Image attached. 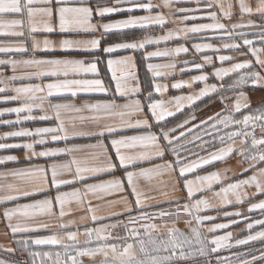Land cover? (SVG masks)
I'll list each match as a JSON object with an SVG mask.
<instances>
[{
    "label": "snow or ice",
    "instance_id": "6c2138e0",
    "mask_svg": "<svg viewBox=\"0 0 264 264\" xmlns=\"http://www.w3.org/2000/svg\"><path fill=\"white\" fill-rule=\"evenodd\" d=\"M238 4L241 20L245 15H258L264 20V0H257L253 8L250 0H235ZM179 0H163L162 5H153L151 0H114L111 6L95 7L91 5L90 0H0V35L27 38L33 34L43 31L52 33L56 30L55 22H58L60 34L71 35L80 31H96L103 29L104 33L113 29H128L133 27H143L145 25L157 24L165 26V16L157 12L151 15L156 7L172 8L178 4ZM198 7H176L175 13L180 16L179 23H191V27H183L176 30H169L165 35L153 37L145 35L139 40L130 42H121L111 44L103 48L104 54H112L117 50H137L143 49L148 44L158 43L161 40L167 41L173 36L181 33L187 38L188 34L207 33L211 30L214 35L210 39H220L225 42L223 49L230 51H241L247 48L244 55L250 54L253 60L244 59L242 62L232 64L230 68H215L214 75L218 79H223L229 73H238L244 71V74L238 75V78L225 86L221 84H207V75H197L190 80L178 81L172 85L174 89H180L182 85L191 87L194 82H205L204 87L198 92H190L187 95L173 96L169 100H153L147 105L151 117L137 119L135 124L131 122L134 114L143 111L141 101L129 100L124 104L117 103L118 98H126L129 92L138 93L139 88H128L127 77L122 73L117 76V66H128L132 63L131 56L121 57L119 59H108L107 67L112 73V80L115 81L116 90L111 99H97L95 102H84L80 106L72 103L49 104L54 118L57 121L56 127L36 128L33 131L21 129L19 131L5 132L0 139L8 137H30L50 135L53 141L67 139L71 135H93L98 137L96 144L73 145L72 147L46 149L44 151H34L33 143H24L22 145H9L0 143V149L23 148L25 157H47L53 158L60 153H65L72 158L63 162H53L47 165H36L29 168L11 169L0 173V177H12L24 184L30 185V188L21 186L17 183L0 184V217L7 221V226L13 234L30 233L36 230L37 226L22 224L21 220H30L37 216H57L59 228L66 230L69 225L75 221L63 223V218L70 215L72 209L69 205L75 201L78 210L84 208L87 201L86 211L90 214L88 217H81V220L90 219L91 222L99 224L98 227L84 226L83 232L63 231V235L52 234L40 236H26L16 241L21 245L24 251L28 252L31 258V264H84L82 257L93 258L102 254L104 259L100 264H182V262L194 260L195 257H208L215 254L216 264H264V246L260 248H250L244 252H233L229 256H221L219 253L223 250H230L233 247L248 245L250 242L259 241L264 245V219L253 220L247 223V229L250 234L243 239H236L231 243L232 234L214 235L218 230L229 228L236 220H229V223H213L207 228L210 237L200 231V228L206 221L217 219L213 216L202 215L205 210L212 208L206 198L195 199V194L202 190H211V185L216 182H226L221 176L220 171H212L206 175H196L195 179H188L186 174H191L201 165H210L213 161H221L230 155H239V163L247 165L241 169L240 175L251 172L243 179H236L234 182H226V186L220 187L219 191L214 193L221 198V205L241 204L250 197L244 191L246 188L254 187L255 192L251 198L256 195H264V106L257 107L249 111L251 105L246 93L241 90L234 97V103L231 108L226 101L232 97L219 95L220 102L224 104L221 112L207 119L200 120L195 111L189 112L185 118L168 126L166 117H176L177 112L187 108H194L195 102L210 94H219L225 91H235L242 88L249 82L252 85L264 86V24L257 25L249 20L247 23L229 24L221 22L230 21L233 13L234 4L225 3L222 0H195ZM203 4V7L199 5ZM127 7H124V6ZM216 9V10H213ZM136 10H142L148 15H135ZM126 13V18L115 20L108 23L92 24L90 21L93 16L104 18L106 14ZM197 13H204L197 16ZM18 17L14 19H4V17ZM197 19H208L212 23H196ZM259 28V32L248 33L246 31H237V29ZM253 35L256 39H249ZM240 41L242 43H238ZM258 43L260 46H254ZM101 41L62 39L58 45L48 39L41 42L32 39L31 47L26 43L15 45L0 46V53H23L29 51L33 53L32 58L15 60L0 59V65H11L15 71L18 67L24 69H33L26 71L23 76H13L15 79H39L41 77H54L56 82L46 85L28 84L22 87H13L10 90L15 93L12 96H3L2 99L18 101L19 107L5 108L0 110L3 113H16V121L4 120L0 123L19 124L21 123V113H31L34 102L39 99L41 104L47 99L46 96L37 97L36 93L48 90V95L53 91L70 92L72 97H77L78 92L84 93H107L108 88L100 79H81L77 78L83 73H92L98 75L99 59L91 61L85 59L69 58L74 53L77 55L92 54L94 50L100 48ZM58 47L65 58H35L37 54L42 53L45 56L52 54V49ZM193 48L197 53L203 49H210L213 52L220 51L212 43H195ZM70 50H74L70 51ZM189 49L180 44L175 48L147 52L145 59L150 57H172L174 54L187 53ZM219 61H231L235 59L231 56L220 55ZM185 65L192 63L193 67L202 70L205 65L213 64V57L203 55L202 63L184 61ZM258 66L259 70H255ZM175 63L162 65L148 64L147 68L153 73L154 77H159V69H174ZM183 71V69H182ZM131 76V73L128 74ZM63 77V79H61ZM71 77V78H70ZM0 83H4L0 81ZM167 85H155V90L161 92L166 90ZM7 89L0 87V93ZM149 100H152V94L149 93ZM167 105H174V109H169ZM71 109L80 112L85 109L95 113L90 119L99 127L98 132H82L75 129L69 133L61 119V110ZM244 112H241V110ZM239 116V118H238ZM119 118L118 123H109L110 120ZM128 117L129 119H126ZM30 116H24L23 119H30ZM48 115L41 116L40 119H49ZM150 119L153 121L150 123ZM199 120V123L196 121ZM134 128L142 134L123 135L118 129ZM259 129V136L257 135ZM63 133V135H60ZM105 134L112 136L109 143L111 149L115 150V160L109 153L105 144ZM118 137V138H115ZM208 137V139H205ZM239 141L237 148L236 142ZM38 144H44V139L35 141ZM193 148L208 152V155H201L200 152H194ZM85 149H99L90 154L92 161H98L101 156L104 160L100 164H90L89 159H78L74 153L82 152ZM129 150L132 154L122 151ZM209 149H215L209 151ZM30 153V155H29ZM170 157L163 164H155L154 160H164ZM195 157V159H193ZM17 157L13 155L0 156V164L10 161H16ZM152 163L151 168H139L136 171H130L129 168H136L138 163ZM123 169L124 176L112 180L101 181L100 183L89 184L86 178L98 173L111 174L114 170ZM227 171V170H225ZM51 173L49 180L48 173ZM164 172L177 174L178 181L183 180V187L187 190L188 200L181 202L177 199L166 201L171 207L163 208L159 204L151 205L147 201L153 199L147 197L139 189L141 179L151 181L153 175H160ZM127 180L125 185L124 180ZM75 183H83V189L73 188L71 192L60 191L61 186L72 187ZM56 191L55 197L48 195L51 190ZM116 192H127V196L119 200H105L109 195ZM44 195V199H34L35 195ZM92 195L98 200L105 201L107 205L114 206L123 204L124 208L120 212H112L109 217L97 215L99 206H91L88 196ZM167 195V193H164ZM25 197L32 200L31 203H18L19 198ZM131 197L132 199H129ZM14 206L8 207L6 205ZM149 208H155V211H149ZM259 210L264 215V199L253 203L249 211ZM239 211L225 212L224 217H240ZM120 217H125L120 219ZM187 217V219H184ZM105 219H114L112 223H101ZM184 219L189 231L186 234L176 227V223ZM16 220L17 223L13 224ZM160 221V223H157ZM171 225V226H169ZM258 226L261 230L254 234L251 230ZM38 227L47 228V224H41ZM120 230V231H116ZM163 230V231H162ZM115 232V235L113 234ZM121 232L123 234H121ZM157 233V235H154ZM85 237L81 243L79 237ZM95 241V246H91ZM58 246L59 250L49 251H29V246ZM12 251V249H7ZM0 264H7L0 259ZM18 264V262H11ZM93 264H96L93 261ZM210 264V262H209Z\"/></svg>",
    "mask_w": 264,
    "mask_h": 264
},
{
    "label": "crops",
    "instance_id": "0c3cea01",
    "mask_svg": "<svg viewBox=\"0 0 264 264\" xmlns=\"http://www.w3.org/2000/svg\"><path fill=\"white\" fill-rule=\"evenodd\" d=\"M91 5L95 7L97 4L101 6H111L114 0H90ZM144 2H148V0H144ZM225 5L230 2V0H222ZM234 4L232 8L233 16L230 21L222 20L221 22L229 24V27L233 23H247L249 20L253 21L255 24L260 25L264 24V20L258 15H245L243 20L239 15V8L238 4H236L235 0H231ZM253 8H255V4L257 0H250ZM153 5H162L163 0H151ZM124 7H127L126 5ZM176 7H189L195 8L198 5L195 3V0H179V3L174 5L172 8H163V7H156L151 15H156L157 12L162 13L166 18L165 26L161 27L157 24H150L145 25L143 27H133L128 29H113L107 33H104L103 29H98L96 31H80L78 34L73 33L71 35H63L60 34L58 28V22L56 24V30L52 33H45L43 31H39L31 37L27 38H15V37H8L4 35H0V46L5 45H15L18 43H26V45L31 47V40L34 38L41 42V47H43L42 42L45 39L53 41L55 45H58L59 41L62 39H74V40H91V39H98L101 41L100 48L94 50L92 54H84V55H77L73 51V55L69 58L75 59H85L91 61L93 59H99L101 62L98 64V75L92 73H83L77 78L81 79H100L106 88L109 89L107 93H84L78 92L77 97H72L70 92H57L53 91L51 95H48V90L45 89L43 92L36 93L37 97L39 96H46L47 99L41 104L40 100L37 99L34 102L33 110L31 113L24 112L21 113V123L19 124H3L0 123V136H2L5 132H12V131H19L21 129H28L33 131L36 128H47V127H56L57 121L54 118V114L52 109L49 107V104H57V103H72L76 106L82 105L84 102H95L97 99H111L112 94L116 90L115 81L112 80V73L108 70L107 67V60L108 59H119L125 56H131L132 63L128 66H117V76H120L122 73L127 77V87L128 88H139L138 93L129 92L126 98H118L117 103L124 104L129 102V100H139L141 101L143 111L137 114H134L130 119L133 124L137 119H144L145 117L150 118L151 113L147 109V105L151 103L153 100H169L173 96L178 95H187L190 92H198L200 88L204 87L205 82H194L191 87L186 85H182L180 89L172 88V85L178 81H186L190 80L191 77L197 75H207L208 80L206 81L207 84H216L218 87L223 84L225 86L232 83L233 80L238 78V75L244 74V71H240L238 73H229L227 76L223 77V79H218L214 75L215 68L223 67V68H230L232 64L242 62L244 59H250L254 61V58L251 57L250 54L244 55L247 52V48H243L241 51H230L227 49H223L222 44L225 42L231 43V41H222L220 39H210L214 35V33L209 30L207 33L201 34H188L187 38H185L184 34H180L178 36H173L169 40L164 41L161 40L158 43L148 44L143 49L137 50H117L116 52L108 55L103 53V48L108 47L111 44L121 43V42H130L132 40H139L143 38L145 35H151L154 38L158 36L165 35L169 30H176L179 28H183L185 26L191 27V23L187 22L186 24L179 23L180 16L175 13ZM199 7H203V4L199 5ZM216 10V9H213ZM135 15H148L149 13L144 12L142 10H136ZM204 13H197V16H200ZM126 13H112L106 14L104 18L94 15L92 20L90 21L92 24H101V23H108L115 20H120L126 18ZM18 17H4V19H14ZM196 23H212L211 20L208 19H197ZM237 31H246L248 33H255L259 32V28H245V29H237ZM249 39H256L253 35L248 36ZM238 43H242L237 41ZM195 43H212L215 48H219L220 51L213 52L210 49H203L200 53H197L193 48V44ZM180 44H184L185 47L189 49L187 53H179L174 54L172 57H150L145 59V55L147 52L152 51H163L164 49H171L175 48ZM254 46L259 47L260 45L256 43ZM203 55H209L213 57V64L205 65L202 70L195 69L192 63L185 65L184 61L195 62V63H202ZM220 55H226L234 57L235 59L231 61L221 62L219 61L218 57ZM33 53L29 51L26 54L23 53H0V59H15V60H23L32 58ZM37 59L41 58H65L61 50L58 47H54L52 49V54L45 56L42 53L36 55ZM154 65H162L168 63H175L176 67L174 69H159L161 75L159 77H154L153 73L150 72L147 68L148 64ZM183 69V71H182ZM255 70H259L258 66L255 67ZM26 71H33V69H24L22 67H18L15 71L11 67V65H0V81L4 83H0V87H5L7 84V89L4 93H0V110L5 108H14L19 107L20 103L18 101L8 100L5 102L2 97L12 96L15 95L10 89L13 87H22L28 84H40L46 85L48 83L56 82V78L54 77H41L39 79L33 77L32 79H15L10 80L9 78L16 76L21 77ZM131 73V76L128 74ZM71 78V77H70ZM63 79V77H61ZM167 85L166 90H162L161 92H157L155 90V85ZM243 90L249 100L251 105V109L257 108L261 105H264V86L261 85H252L250 82L244 85L242 88L236 89L235 91H225L219 94H210L209 96L203 97L201 100L195 102L194 108H187L182 110L181 112L176 113V117H166L168 121V126H173L174 124L182 121L185 116L189 114V112L195 111V114L199 117L200 120L207 119L209 116H213L218 112H221L224 108V104L220 102L219 95H224L228 97H232L233 99H229L226 101L229 108L232 107L234 103V97L236 94ZM149 93L152 94V100L148 99ZM169 109H174V105H167ZM241 112H244L242 109ZM48 115L49 119H40L41 116ZM90 110H83L80 112L72 111L71 109L68 110H61V119L64 121V126L71 133L74 129L76 131L82 132H98L99 127L91 121V117L94 116ZM24 116H30V119H23ZM17 114L16 113H3L0 114V121L9 120V121H16ZM126 119H129L126 117ZM119 118L117 117L115 120L108 121L109 123H118ZM153 122L150 119V123ZM199 123V120L196 121ZM121 131L123 135H138L142 134L139 130L134 128H124L118 129ZM63 135V133H60ZM259 136V131L257 132ZM114 138L112 136H107L105 134V144L106 147L109 149V155L113 157L114 162L118 165L119 162L115 160V150L111 149V145L109 141ZM118 138V137H115ZM40 139H44V144L35 143ZM98 142V137L93 135H71L69 134L68 138L60 139L53 141L50 135L45 136H30V137H8L7 139H0V143H5L9 145L15 144H24V143H33L34 151L37 153L40 151H44L46 149H55V148H65V147H72L73 145H90L96 144ZM237 148L239 147V141L236 142L235 145ZM215 150V149H213ZM210 150V151H213ZM94 151H100L99 149H85L82 152L74 153L75 157L78 159H89L90 164H100L103 162L104 157L101 156L98 161H92L90 159V154ZM122 151L127 152L128 154H132L129 150L122 149ZM13 155L17 157L16 161L6 162L4 164H0V173L7 172L11 169L17 168H29L36 165H47L53 162H63L71 159L72 157L65 153H60L56 157L47 158V157H25V149L21 148H7V149H0V156H7ZM30 155V153H29ZM204 156L208 155V152L203 154ZM195 159V157L193 158ZM241 157L239 155H230L225 157L221 161H213L210 165H201L198 169H195L193 173L186 174L188 179H195L196 175H206L212 171H220L221 176L224 178L226 182H234L236 179H243L247 175H251V172H248L244 175H240L241 169L243 167H247V165H242L239 163ZM169 157L166 156L164 160H154L155 164H163ZM264 166V165H262ZM153 167L152 163H138L136 168H129L130 171H136L139 168H151ZM227 170V171H225ZM124 176L123 169L114 170L111 174L107 173H98L93 174L90 177L86 178V182L89 184L100 183L101 181L105 180H112L116 178H120ZM48 178L50 180L51 173H48ZM17 183L21 184V186L30 188V185L24 184L19 180H14L12 177H0V184L5 183ZM226 182H216L211 185V190H202L195 194V199H200L201 197L206 198L210 205L213 207L203 211L202 215H208L216 217L214 221H206L204 225L200 228V231L209 237L213 235L212 233L207 232V228L211 227L213 223H229V220H236L238 221L235 224H232L229 228L218 230L214 233V235H225L226 233L230 232L232 234L231 243H234L236 239H243L247 235L250 234L249 230L247 229V223L252 222L253 220L257 219H264V215H261L259 210L249 211V207L253 203H257L259 200L264 199V195H256L254 198H251L252 193L255 192L254 187L246 188L244 191L248 193L250 197L245 202L241 204H229V205H221V198L214 195V193L218 192L220 187L226 186ZM125 185L127 184V180H124ZM83 183H75L72 187L68 186H61L60 191L63 192H71L73 188H80L83 189ZM139 189L142 191L147 197H152L147 201L148 204L157 205L159 204L161 207H171L166 201H174V200H181V202H186L188 200L187 190L183 187V180H179L177 178V174L164 172L160 175H153L151 181L141 179L139 181ZM167 193V195H164ZM48 195L55 197L56 191L53 189L47 193ZM127 196V192H116L112 195H109L105 198V200H119L121 197ZM44 195H35L34 199H44ZM129 199H132L129 197ZM88 201L91 202V206L98 207L97 215L109 217L112 212H120L123 208V204H117L114 206H109L106 204L105 201L98 200L93 197L91 194L88 196ZM18 203H31L32 200L21 197L17 201ZM8 207L14 206L12 204L6 205ZM88 204L87 201L85 202V206L82 209L78 210V205L75 201H73L69 207L72 209L70 215H67L63 218V223L68 224L69 221H75L74 224L69 225L66 230L71 231H80L83 232L84 226L87 227H98L99 224H95L91 222L90 219L81 220V217H88L90 214L86 211ZM166 208V209H167ZM153 209V208H149ZM3 211V207H0V212ZM239 211L242 215L240 217L232 216L229 218L224 217L225 212H236ZM58 212L59 209L57 208V216H37L30 220H21L20 223L22 224H30L33 226H37L36 230L30 233H16L13 234L11 230L7 226V221L3 220L0 217V251L6 253H22L23 248L21 245L17 244L16 241L25 238L26 236H45V235H52V234H59L63 235V231L59 228L60 221L58 220ZM121 218V217H120ZM184 219H187L185 217ZM183 219V220H184ZM114 219H105L101 221V223H110ZM17 223L16 220L13 221V224ZM41 224H47V228L38 227ZM261 229L256 226L251 230V233L254 234L256 231H260ZM80 241H84L85 237L81 235L79 237ZM262 245L261 242H250L248 245L233 247L230 250H223L219 253L221 256H229L233 252H244L250 248H260ZM58 246H29V251L38 250V249H49V248H57ZM7 249H12V251H7ZM104 257L102 254H98L95 257L91 258V261H100L103 260Z\"/></svg>",
    "mask_w": 264,
    "mask_h": 264
},
{
    "label": "rangeland",
    "instance_id": "374dc122",
    "mask_svg": "<svg viewBox=\"0 0 264 264\" xmlns=\"http://www.w3.org/2000/svg\"><path fill=\"white\" fill-rule=\"evenodd\" d=\"M261 106H264V105H261ZM260 107V106H259ZM256 108H254V109H251L250 111H252V110H255ZM238 118H239V116H238ZM259 131V129H257V132ZM205 139H208V137H205ZM210 150H213V149H209V151ZM193 151L194 152H200V154L201 155H203V154H205V153H207V152H205V151H201L200 149H197V148H193ZM194 158V157H193ZM169 159H170V157H169ZM163 208H167V207H163ZM149 211H155L156 209L155 208H153V209H148ZM125 217H121L120 219H124ZM112 222H114V220H112V221H110V223H112ZM157 223H160V221H157ZM169 226H171V225H169ZM176 227L177 228H179L181 231H183V232H185L186 234L188 233V231H189V229H188V227L186 226V224H185V222H184V220L183 219H181L180 221H178L177 223H176ZM116 231H120V230H116ZM163 231V230H162ZM114 235H115V232L113 233ZM121 234H123L122 232H121ZM154 235H157V233H154ZM81 243H83V241L81 242ZM91 246H95V241H93V244L91 245ZM49 250H59L58 249V247L57 248H49V249H38V250H32V251H49ZM0 253L1 254H3L4 256L7 254V255H12L11 253H6V252H1L0 251ZM22 253L24 254V256L26 257V260H27V263L26 264H31V258L29 257V255H28V252L27 251H22ZM208 257H211V258H213L215 261H216V256H215V254H210ZM206 257H201V256H197V257H195L194 258V260H189V261H185V262H195V260H197V259H202V260H204ZM0 259H2V260H4V261H6L7 262V264H11V262H17V261H14V260H8V259H4V258H2V257H0ZM82 260H83V262H84V264H93V261H91L90 259L91 258H89V257H82L81 258ZM100 261H102V260H100ZM100 261H95L96 262V264H100ZM18 264H22V263H18ZM37 264H38V262H37Z\"/></svg>",
    "mask_w": 264,
    "mask_h": 264
},
{
    "label": "built area",
    "instance_id": "2783aa9c",
    "mask_svg": "<svg viewBox=\"0 0 264 264\" xmlns=\"http://www.w3.org/2000/svg\"><path fill=\"white\" fill-rule=\"evenodd\" d=\"M0 257H2V258H6V259H8V260H14V261H17L18 263H22V264H26L27 263V260H26V257L24 256V254L23 253H14V254H12V255H3V254H1L0 253ZM209 262H210V264H216V261L213 259V258H211V257H206L204 260H202V259H197V260H195V262H182V264H209Z\"/></svg>",
    "mask_w": 264,
    "mask_h": 264
}]
</instances>
